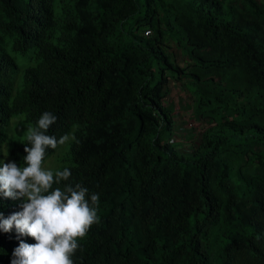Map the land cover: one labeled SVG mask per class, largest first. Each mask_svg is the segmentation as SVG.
Returning <instances> with one entry per match:
<instances>
[{
  "label": "trees",
  "instance_id": "obj_1",
  "mask_svg": "<svg viewBox=\"0 0 264 264\" xmlns=\"http://www.w3.org/2000/svg\"><path fill=\"white\" fill-rule=\"evenodd\" d=\"M46 111L75 137L46 150L72 173L53 187L99 195L73 264H264L263 1L0 0V162L13 118ZM22 203L0 195V214ZM21 240L0 230V264Z\"/></svg>",
  "mask_w": 264,
  "mask_h": 264
},
{
  "label": "clouds",
  "instance_id": "obj_2",
  "mask_svg": "<svg viewBox=\"0 0 264 264\" xmlns=\"http://www.w3.org/2000/svg\"><path fill=\"white\" fill-rule=\"evenodd\" d=\"M57 119L46 111L35 127L27 128L28 143L24 149L27 155L23 157V165L18 166L7 156L6 163L0 162V195L23 199L22 211L8 218L0 214V230L11 232L15 228L19 236L36 241L28 244L21 240L11 264H73L78 239L85 237L98 221V194L89 197L88 189L78 183L54 188V184L69 181L71 171L64 168L54 173L43 167L48 148L57 149L70 138L75 139L69 134L59 139L47 134Z\"/></svg>",
  "mask_w": 264,
  "mask_h": 264
},
{
  "label": "rangeland",
  "instance_id": "obj_3",
  "mask_svg": "<svg viewBox=\"0 0 264 264\" xmlns=\"http://www.w3.org/2000/svg\"><path fill=\"white\" fill-rule=\"evenodd\" d=\"M263 2H264V0H263ZM28 66H29L28 62L25 61L24 57L19 58L18 69H13V72H12L13 76L15 78L22 79L24 71ZM14 82H16V80H14ZM183 95L184 94H181L177 89L174 88L173 92L169 98L170 101L173 100L176 103V109H178V110L181 109L180 105H179V101L181 100L180 97H182ZM185 101H186V99H183V104ZM179 111L180 112L178 114L181 115L180 117L177 118V123H179V126H181V124L185 123V126L194 127L195 122H194V119H193L192 114H191L192 110L190 109V110L183 112V109H182V111L181 110H179ZM19 118H22L24 120V116H17L15 118H13V120H12L13 122L9 128L8 140L6 141V143L4 144V147H3V160L5 163H6V155L7 156L9 155V158L13 161V159L10 155L12 142L19 139V138H21V139L27 138L26 137V131H27V128L29 126H31L28 123H25V122L23 123L22 120ZM175 141L178 144L184 145V146L190 143L189 139L185 138L182 135H180V137ZM45 164L43 165L44 168L51 169L50 162H48L47 165H45Z\"/></svg>",
  "mask_w": 264,
  "mask_h": 264
}]
</instances>
